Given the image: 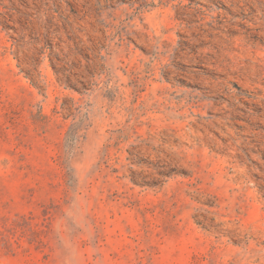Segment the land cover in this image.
I'll return each instance as SVG.
<instances>
[{"label": "rangeland", "instance_id": "rangeland-1", "mask_svg": "<svg viewBox=\"0 0 264 264\" xmlns=\"http://www.w3.org/2000/svg\"><path fill=\"white\" fill-rule=\"evenodd\" d=\"M0 264H264V0H0Z\"/></svg>", "mask_w": 264, "mask_h": 264}, {"label": "trees", "instance_id": "trees-1", "mask_svg": "<svg viewBox=\"0 0 264 264\" xmlns=\"http://www.w3.org/2000/svg\"><path fill=\"white\" fill-rule=\"evenodd\" d=\"M70 50L72 51V53L74 54H78V55H81V56H84V53L87 50H85V47L82 45V44H78V45H75V48H70ZM52 54H51V57H50V67L52 68L53 72L55 73V75L57 76L58 78V82L61 83L62 81L60 80L59 78V73H60V70H59V66L58 64L55 62V60L57 59L58 61H61V62H64L63 60H60V55H56L55 52H54V48H52ZM87 59H89L87 57ZM66 67L63 66L62 69H64ZM67 82L66 83H70L68 82L69 80H66ZM68 86L67 87H70V84H67Z\"/></svg>", "mask_w": 264, "mask_h": 264}]
</instances>
